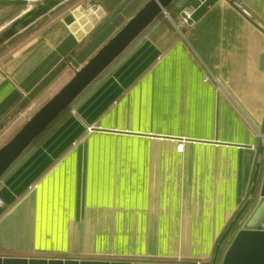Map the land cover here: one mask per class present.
Segmentation results:
<instances>
[{
  "label": "crops",
  "instance_id": "1",
  "mask_svg": "<svg viewBox=\"0 0 264 264\" xmlns=\"http://www.w3.org/2000/svg\"><path fill=\"white\" fill-rule=\"evenodd\" d=\"M85 1L6 45L0 136L148 0H94L89 15ZM171 10L0 176V257L207 264L252 211L264 178V0H174Z\"/></svg>",
  "mask_w": 264,
  "mask_h": 264
},
{
  "label": "water",
  "instance_id": "2",
  "mask_svg": "<svg viewBox=\"0 0 264 264\" xmlns=\"http://www.w3.org/2000/svg\"><path fill=\"white\" fill-rule=\"evenodd\" d=\"M67 0H0V6H26L20 14L0 27V46L23 32ZM173 0H148L96 53L75 70L50 98L0 146V176L25 151L31 142L88 86ZM238 10L245 15L243 10ZM186 21L191 19L182 12ZM69 25L74 22L69 15ZM75 26V28H73ZM78 24L73 23L75 30ZM259 70L264 72V52L259 55ZM0 264H197L171 261H129L108 259L0 257ZM207 264H213L210 260ZM219 264H264V178L255 206L230 240Z\"/></svg>",
  "mask_w": 264,
  "mask_h": 264
},
{
  "label": "rangeland",
  "instance_id": "3",
  "mask_svg": "<svg viewBox=\"0 0 264 264\" xmlns=\"http://www.w3.org/2000/svg\"><path fill=\"white\" fill-rule=\"evenodd\" d=\"M33 1V0H31ZM70 0H67L65 2H63L62 4H60L57 8L51 10L49 13H47L44 17H42L41 19H39L38 21H36L33 25H31L29 28H33L34 25L36 26L37 24H40L43 20L49 18L51 15L56 14V12L60 11L62 9V7H64V5L69 2ZM26 9V6H14V5H8V6H3L2 10L0 11V27L4 26L6 23H8L12 18H14L15 16H17L18 14H20L23 10ZM247 12V11H246ZM248 13V12H247ZM246 16V15H245ZM160 17H166L165 13H161ZM248 17L252 18L250 13H248ZM232 27L234 26H239L238 23H235L237 21H235L234 19L230 20ZM257 24L262 27V25H260L258 22ZM26 29V30H27ZM24 30L23 32L19 33L17 36H15L14 38L10 39L7 43H4L3 45L0 46V56L3 53L4 50H6V45L9 47L11 45H13L15 42H17L16 40L26 31ZM72 71L68 70L66 72V74H64L63 76H61L55 83L53 86H51V88L49 90L46 91V93L40 97L38 100H34L31 102V105H29L28 107L24 108L22 110V112L16 117L19 119V123L18 126H16V128L13 129L12 127H9L2 136H0V146L1 144H4L13 134L14 131L16 132L17 129H19L24 122L36 111L37 108H39L49 97H51L65 82L68 81L69 77L71 76ZM34 106V107H33ZM36 106V109H35ZM19 125H21L19 127ZM2 140V141H1ZM250 202L246 203L244 205V207L240 210L238 218L236 220V222L234 223L235 225L240 221L241 217L244 216L247 213L248 207H249ZM228 237H222V239L220 241H216L215 243V248L214 251L212 253L211 256V260L212 262L214 261V264L219 263V256L220 253H222V250L226 249V245L228 244ZM166 260V259H165ZM165 260H161V261H165ZM171 260V259H170ZM182 260V262H186V261H192L195 262V259H191V258H185V259H179ZM210 261V260H209Z\"/></svg>",
  "mask_w": 264,
  "mask_h": 264
},
{
  "label": "built area",
  "instance_id": "4",
  "mask_svg": "<svg viewBox=\"0 0 264 264\" xmlns=\"http://www.w3.org/2000/svg\"><path fill=\"white\" fill-rule=\"evenodd\" d=\"M100 8V5L94 1V0H87L82 4V11L85 15H89L92 13H95L97 11V9ZM243 12L245 13L246 16H248V13L243 10ZM186 15L188 16V14L186 13ZM184 20H186L184 18ZM73 111V109H71ZM4 205L3 199L0 196V207H2Z\"/></svg>",
  "mask_w": 264,
  "mask_h": 264
},
{
  "label": "trees",
  "instance_id": "5",
  "mask_svg": "<svg viewBox=\"0 0 264 264\" xmlns=\"http://www.w3.org/2000/svg\"><path fill=\"white\" fill-rule=\"evenodd\" d=\"M173 2H174V0L172 1V2H170L169 3V5L166 7V10L168 11V12H172V10H171V7H172V5H173ZM161 14V13H160ZM160 14L157 16V17H159L160 16ZM62 68H63V66H61V68L60 69H58L57 71H56V74L55 75H57L61 70H62ZM54 78V77H53ZM53 78L51 77L47 82H45V84L43 85V87H45L47 84H49L52 80H53ZM42 87V88H43ZM71 106V103L69 104V106L64 110V111H62L57 117H59L60 115H62L63 113H65V112H70L69 110H70V107ZM56 117V118H57ZM56 118L47 126V128L38 136V137H36L32 142H31V144L30 145H32V144H34L35 142H36V140L39 138V137H41V135L50 127V125L56 120ZM30 145L28 146V148L30 147ZM28 148H26V149H28Z\"/></svg>",
  "mask_w": 264,
  "mask_h": 264
}]
</instances>
